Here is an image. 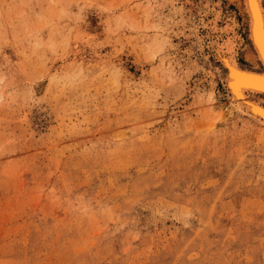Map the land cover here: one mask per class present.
I'll return each instance as SVG.
<instances>
[{"label":"rangeland","instance_id":"rangeland-1","mask_svg":"<svg viewBox=\"0 0 264 264\" xmlns=\"http://www.w3.org/2000/svg\"><path fill=\"white\" fill-rule=\"evenodd\" d=\"M231 19L261 70L244 0H0V264H264V125L206 34Z\"/></svg>","mask_w":264,"mask_h":264},{"label":"bare ground","instance_id":"bare-ground-1","mask_svg":"<svg viewBox=\"0 0 264 264\" xmlns=\"http://www.w3.org/2000/svg\"><path fill=\"white\" fill-rule=\"evenodd\" d=\"M244 6L249 22L247 37L262 69L249 68L237 61L236 53L242 38L233 19L222 31L214 25L216 21L207 26L208 46L225 70L224 84L231 104L237 111L264 125V3L263 0H244Z\"/></svg>","mask_w":264,"mask_h":264}]
</instances>
